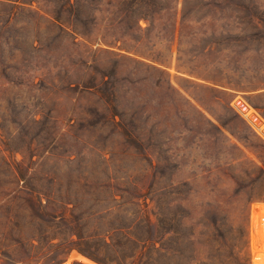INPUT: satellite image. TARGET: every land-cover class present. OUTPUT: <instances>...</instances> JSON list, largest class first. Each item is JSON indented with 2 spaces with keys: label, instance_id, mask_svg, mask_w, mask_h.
<instances>
[{
  "label": "rangeland",
  "instance_id": "rangeland-1",
  "mask_svg": "<svg viewBox=\"0 0 264 264\" xmlns=\"http://www.w3.org/2000/svg\"><path fill=\"white\" fill-rule=\"evenodd\" d=\"M23 4L24 37L0 50V263L100 264L79 247L105 238L149 255L162 197L189 264H252L264 140L232 102L264 117V0H179L163 78L116 26L147 27L129 20L143 0Z\"/></svg>",
  "mask_w": 264,
  "mask_h": 264
},
{
  "label": "trees",
  "instance_id": "trees-1",
  "mask_svg": "<svg viewBox=\"0 0 264 264\" xmlns=\"http://www.w3.org/2000/svg\"><path fill=\"white\" fill-rule=\"evenodd\" d=\"M23 2H32V0H0V50L13 47L20 39L24 37L23 14L31 11ZM186 3V0H185ZM144 11L136 15L129 16V20H138L142 18L148 22L147 27L137 26L132 23L126 25V17L116 20V26L120 28L123 38L130 40L125 48L139 53L143 58L140 63L152 71L159 78L167 75L164 66L172 63L173 45L175 33L179 26V0H143ZM57 21L62 20V16H55ZM128 18V17H127ZM186 15L184 8L181 17V24L184 23ZM58 25L56 22H52ZM114 27V24H110ZM60 26V25H58ZM181 48H178V62L181 61ZM234 109V108H233ZM235 111V110H234ZM236 112V111H235ZM211 121V120H210ZM264 163V161H263ZM264 174V166H256ZM17 179L18 176H16ZM264 200L261 197H250L247 203ZM165 215L163 211L162 197L158 199V214L156 227L159 231L157 237L152 239L151 253L147 255L143 250H134L131 253L119 251L125 244H116L103 240V250L99 249L86 251L79 247V251L100 264H189V257L179 247V239L172 241L163 233ZM220 230V224L214 222L207 224ZM136 245L145 244L143 241L131 240ZM112 252V253H110ZM103 254V255H102ZM216 256H209L207 259L197 260L201 264H216ZM193 260H196L193 258ZM0 264H22L14 259Z\"/></svg>",
  "mask_w": 264,
  "mask_h": 264
},
{
  "label": "built area",
  "instance_id": "built-area-1",
  "mask_svg": "<svg viewBox=\"0 0 264 264\" xmlns=\"http://www.w3.org/2000/svg\"><path fill=\"white\" fill-rule=\"evenodd\" d=\"M234 110L243 118L248 120L252 129L264 140V117L262 114L244 97L238 96L232 102ZM263 124V127H261ZM264 221L259 207H252L250 221V245L253 259L256 264H264ZM253 264V263H252Z\"/></svg>",
  "mask_w": 264,
  "mask_h": 264
},
{
  "label": "bare ground",
  "instance_id": "bare-ground-1",
  "mask_svg": "<svg viewBox=\"0 0 264 264\" xmlns=\"http://www.w3.org/2000/svg\"><path fill=\"white\" fill-rule=\"evenodd\" d=\"M261 127H263V124H261ZM259 213H261L262 215V218H263V221H264V203L259 207ZM264 228V226H263ZM78 252H76L77 254ZM74 255V254H73ZM76 256V255H75ZM77 258L87 262V263H90V264H93L94 262H92L90 259L86 258L85 256H82L81 254L80 255H77L76 256ZM257 260L254 258L253 259V264H256ZM96 264V263H95Z\"/></svg>",
  "mask_w": 264,
  "mask_h": 264
}]
</instances>
